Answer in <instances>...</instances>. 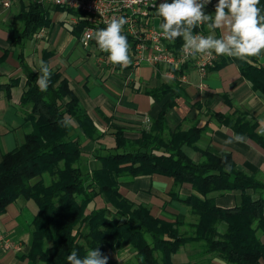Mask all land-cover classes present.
<instances>
[{
	"label": "trees",
	"instance_id": "16d2710c",
	"mask_svg": "<svg viewBox=\"0 0 264 264\" xmlns=\"http://www.w3.org/2000/svg\"><path fill=\"white\" fill-rule=\"evenodd\" d=\"M44 6L31 0L19 12L22 28L10 30L7 41L11 46L31 39L49 24ZM259 7L264 9V0H260ZM77 16L73 30L77 36L87 27L94 31L106 27L96 25L93 18L82 13ZM127 39L132 46L131 38ZM182 45V38L167 44L174 51ZM49 57V52H43L42 61L46 64ZM257 58L240 60L221 55L212 68L235 62L252 87L264 94V69L252 64ZM174 73L179 76L182 68ZM26 74L17 108L32 129L20 145L2 156L0 215L19 198L35 204L29 260L68 264L67 256L73 250L83 257L95 248L104 253L105 249L131 246L136 251L133 264H174L172 257L180 248L193 243L199 245L202 257L213 254L228 264L264 262V182L240 171L229 154L203 151V160L198 163L185 154L184 148L194 147L202 130L192 127L184 131L170 124V111L179 89L176 82L148 90L150 98L160 104L157 116L149 118L147 128L135 139L127 138L124 128H113L114 147L99 149L94 154L98 168L88 170L84 168L83 142L95 141L100 135L68 81L59 72H51L47 90L41 91L36 85L39 71L26 70ZM15 82L5 87L8 99ZM214 117L264 148V137L257 134L256 122L238 115ZM152 175L173 180L174 189L169 195L177 201L176 188H189L195 193L181 200L196 217V222L189 225L190 235L181 232L182 223L156 218L146 205L136 204L120 193L123 181ZM227 191L241 193L238 206L220 208L210 198L212 193Z\"/></svg>",
	"mask_w": 264,
	"mask_h": 264
},
{
	"label": "crops",
	"instance_id": "0c3cea01",
	"mask_svg": "<svg viewBox=\"0 0 264 264\" xmlns=\"http://www.w3.org/2000/svg\"><path fill=\"white\" fill-rule=\"evenodd\" d=\"M0 0V162L2 156L21 144L32 125L24 119L17 108L27 81L26 70L39 71L43 52H49L46 64L51 72H59L65 78L82 108L91 118L100 137L85 140V166L88 170L98 168L94 154L98 150L114 147L113 128H124L125 136L135 139L144 128L146 120L157 116L160 104L146 93L165 85L178 84V95L170 111V124L182 130L196 127L202 134L194 147H185V154L194 162L203 160L201 152L215 155L229 154L236 167L247 175H255L264 182V148L246 137L245 143L225 141L236 135L234 131L214 117L242 116L248 122H256V132L264 127V94L256 91L240 72L235 62H227L211 68L206 75L189 68L183 80L178 74H165L147 62L138 67L132 63L121 68L113 65L99 51L95 40L84 48L73 30L78 24L77 11L44 4L49 24L37 31L31 39L16 46L8 43L12 29L21 30L19 12L26 9L31 0H11L8 7ZM218 0H211L204 8L206 14H214ZM77 12V13H76ZM86 18L91 19L86 16ZM90 21V20H89ZM161 17L153 16L149 25L160 29ZM204 34L209 30L203 26ZM220 35V30L215 31ZM5 51V55H4ZM7 51V52H6ZM131 56V55H130ZM218 57V56H217ZM252 64L264 69V55ZM26 69H24L23 68ZM33 69H36L34 71ZM16 80L6 97V86ZM264 137V134H258ZM244 136V135H243ZM173 180L160 175L142 176L123 181L120 193L136 204H144L150 214L168 222H180L184 227L196 222L190 208L181 202L195 195L189 188L175 189L179 201L170 197ZM251 193V191H247ZM220 208H234L241 202L238 191L217 192L210 195ZM36 206L30 200L16 199L0 215V264H40L28 258L31 242L32 220ZM10 241L5 248L3 241ZM108 264H132L136 251L131 246L117 250L105 249ZM174 264L204 262L205 264H228L218 256H201L199 245L186 244L172 257ZM264 264V262H262Z\"/></svg>",
	"mask_w": 264,
	"mask_h": 264
},
{
	"label": "clouds",
	"instance_id": "9594fccd",
	"mask_svg": "<svg viewBox=\"0 0 264 264\" xmlns=\"http://www.w3.org/2000/svg\"><path fill=\"white\" fill-rule=\"evenodd\" d=\"M209 3L211 0H172L171 3L163 0L156 8V15L162 18L160 35L172 42L182 38V52L186 56L215 53L249 60L264 55V9L259 7L260 0H218L211 15L204 11ZM126 23L125 17H113L106 27L96 30L93 37L99 51L108 54L107 60L121 68L132 63L130 44L123 34ZM205 25L210 34H194V29ZM216 30H220L219 36L215 35ZM50 77L49 67L41 61L36 79L41 91L47 90ZM258 134H264V127L258 130ZM233 142L245 143L246 137L236 134L225 141L226 144ZM67 261L68 264H108V256L99 248L89 250L83 257L73 250Z\"/></svg>",
	"mask_w": 264,
	"mask_h": 264
},
{
	"label": "built area",
	"instance_id": "2783aa9c",
	"mask_svg": "<svg viewBox=\"0 0 264 264\" xmlns=\"http://www.w3.org/2000/svg\"><path fill=\"white\" fill-rule=\"evenodd\" d=\"M11 0H3L2 5L8 7ZM39 4H49L55 7L74 10L93 18L96 25L106 26L113 17H125L127 23L123 26V32L132 40L130 55L133 66L147 62L155 68L163 69L165 74L172 76L173 71L180 70V80L184 79L189 68L197 70L201 75H206L213 67L217 56L196 54L186 56L182 52V46L178 51L169 49L168 41L161 35L160 29L149 25V20L156 15V8L163 0H34ZM171 3L172 0H167ZM93 27L85 28L80 36V44L86 48L94 40ZM194 34H204L203 26L197 27ZM149 124V119L146 120ZM1 241V238H0ZM5 248H10V241H3Z\"/></svg>",
	"mask_w": 264,
	"mask_h": 264
},
{
	"label": "rangeland",
	"instance_id": "374dc122",
	"mask_svg": "<svg viewBox=\"0 0 264 264\" xmlns=\"http://www.w3.org/2000/svg\"><path fill=\"white\" fill-rule=\"evenodd\" d=\"M180 230L182 233L187 232L190 235V231H191L190 227L189 228L184 227L183 229L181 228ZM131 263L133 264L135 263V261L133 260Z\"/></svg>",
	"mask_w": 264,
	"mask_h": 264
}]
</instances>
